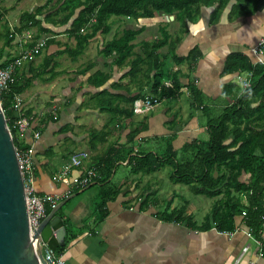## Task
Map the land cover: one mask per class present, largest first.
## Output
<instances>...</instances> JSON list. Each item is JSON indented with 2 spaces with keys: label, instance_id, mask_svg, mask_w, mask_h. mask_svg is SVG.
<instances>
[{
  "label": "crops",
  "instance_id": "1",
  "mask_svg": "<svg viewBox=\"0 0 264 264\" xmlns=\"http://www.w3.org/2000/svg\"><path fill=\"white\" fill-rule=\"evenodd\" d=\"M234 3V0L230 1L215 22L211 20L214 7H201L194 21L186 22L185 32L175 49L179 57H185L194 47L200 50L201 57L193 65L192 76L205 100L202 104L205 107L197 106L196 102L192 104L186 86L188 80L180 78L183 90L178 95L164 98L143 113L134 115L132 112L131 117H124L122 113L133 107L130 100L140 95L142 97L139 99H142L150 94L147 84L154 70L148 72L147 64L140 72L130 69L133 61L143 55L142 44L158 37L154 35V20L145 19L139 23L134 20L135 24L125 28L123 22L121 24L115 19L118 17H111L108 31L97 32L77 56L71 53L76 38L69 31V25L52 26L42 21V25L51 31L48 33L50 36H45L48 38L46 46L15 75L23 109L33 119L30 128L20 139L24 140L25 145L34 146L33 186L37 194L55 195L59 203L77 193L54 214L61 218L65 235L63 244L52 251L61 256L65 264L263 263L255 255V245L248 242V239H252L248 237L243 216H235V228L231 233L219 232L213 225L202 228L204 217L219 197L209 198L212 201L210 206L209 202L199 206L202 221L198 223L194 216L195 200L192 198L196 195L187 186L170 181L168 166L150 174H136L132 171V165L128 164L129 158L124 155L129 150L132 151L131 155L147 149L160 152L165 148L164 143L154 139L162 137L170 138L172 148L178 151L184 144L201 136L208 120H215L223 108L233 102L234 99L223 94V89L226 85L236 84L237 77L243 72L227 73V58L231 53H242L255 62L256 57L250 50L264 34V11L246 17H230ZM15 8L8 9L7 0H0V12L3 14L1 25L6 23L11 31L19 26L21 14L28 12L24 11L28 8L25 6L20 8L19 5L20 11L18 8L15 11ZM49 12L50 6L44 8V14L39 19L42 20ZM169 21H163L160 26L174 36L172 29H181V25ZM138 28L142 31L132 42L133 55L118 63L114 52L107 53L106 45L123 30ZM83 32H90V28ZM34 34V29L15 33L11 45L4 49L3 60L11 59L23 48L30 47ZM160 53H166L165 48ZM169 65L173 71L179 69L182 73L187 68L186 64ZM141 121L146 124V129L130 139L129 135L135 133ZM35 131L39 132L37 140H33ZM112 148L119 150L115 154L116 158H120L116 165H122L125 169L119 181L113 182L119 191L117 196L107 199L102 208H99L102 198L100 185L93 184L98 191L85 195L84 192L90 187L86 186L87 189L78 193L81 188L75 193L76 189L71 184L62 183L56 178L59 170L68 163L71 153H88V159L81 168L84 171L87 166L100 165L102 157ZM115 171L116 168L111 180ZM240 181L248 182L249 174H242ZM182 186L186 188L187 195L182 196L180 202L179 192L186 193ZM145 199L147 203L144 205ZM184 203L194 225L159 218L168 204L171 210ZM47 209L50 210L46 215L52 208ZM104 211L105 216L100 217ZM261 239L264 243V223ZM244 246H248L249 250L235 263Z\"/></svg>",
  "mask_w": 264,
  "mask_h": 264
},
{
  "label": "trees",
  "instance_id": "2",
  "mask_svg": "<svg viewBox=\"0 0 264 264\" xmlns=\"http://www.w3.org/2000/svg\"><path fill=\"white\" fill-rule=\"evenodd\" d=\"M51 1L53 0H48L47 5ZM230 1L232 0H55V7L52 5L51 12L42 20L39 17L44 14V6L37 7L32 12H23L19 26L14 31H11L6 23L1 25L3 14L0 12L2 40L0 68L10 60V58L3 60L4 49L11 45L15 33L21 34L34 29L35 34L32 36L34 42L43 34L51 32L42 25V21L52 26L68 24L69 31L76 38L71 53L77 56L83 52L89 39L97 32L108 31V20L111 17H143L151 20L156 15L167 17L174 15L173 21L179 23L181 29L172 36L164 26L160 27V36L142 44L143 55L133 61L130 70L140 72L146 64L148 72L154 70L147 86L149 95L157 99L178 95L183 85L180 78H186L192 104L197 103V106L204 108L202 104L205 100L196 88L192 76L193 65L201 57V52L194 47L185 57H179L175 54V49L185 32L186 22H193L201 7H214L211 20L215 22ZM234 1L230 17L251 16L264 10V0ZM86 28H90V32H83ZM141 31V28L123 30L106 45L107 53L114 52L118 63L125 61L133 55L132 42ZM164 48L166 53H160ZM167 59L173 64L186 63L187 71L182 73L179 69L173 71L172 68L165 67L164 63L167 64ZM225 71L251 73L250 85L243 91H240L234 83L224 87L223 94L234 100L223 108L215 120H208V125L201 136L184 144L178 151L172 148L170 138H155L157 142L164 143L165 148H161L162 151L138 150L131 155L132 151L129 150L124 155L129 158L128 164L132 165V171L136 174H150L168 166L171 182L187 186L194 195L219 197L214 200L210 212L204 217L202 228H211L213 225L219 232L231 233L235 228V216H243V222L250 230L253 239L261 242L264 249L261 239L264 223V65L259 63L252 65L249 58L242 53H231L227 58ZM104 80L105 78L102 81ZM165 80H171L173 88L163 87ZM15 92H20L16 83L11 86L8 93L0 96L1 107L7 125L12 131L15 148L25 149L27 145L24 140L20 139L11 128L16 118L11 108V99ZM141 97L142 95L133 97L130 100L131 105ZM132 112L133 107L122 113L124 117H131ZM24 113L29 117V112ZM29 119L31 123L33 119ZM146 127L141 121L135 133L129 135L130 139ZM230 138L231 140L226 142ZM117 152L118 149L112 148L104 158L102 157L100 165L96 166L98 177L92 181L95 183L91 182L88 185L91 187L93 184H98L102 187L99 208L104 206L107 199L115 198L119 192L110 179L113 170L118 166L116 163L120 160L115 157ZM245 173L249 174V181L241 182L240 177ZM79 190L78 188L74 192ZM145 203L147 199L142 204ZM169 206L168 204L159 218L164 221L194 225L191 215L186 213V203L171 210ZM49 210L47 209V212ZM102 216H105V211L101 212L100 217Z\"/></svg>",
  "mask_w": 264,
  "mask_h": 264
},
{
  "label": "built area",
  "instance_id": "3",
  "mask_svg": "<svg viewBox=\"0 0 264 264\" xmlns=\"http://www.w3.org/2000/svg\"><path fill=\"white\" fill-rule=\"evenodd\" d=\"M47 37L39 38L33 42L32 46L23 48L19 53L8 60L4 66L0 68V96L3 93H8L11 86L15 83L16 72L25 64L32 62L35 57L43 50L46 46ZM251 53L256 57L255 62L264 65V34L260 37L257 44L251 48ZM243 74V73H242ZM236 86L239 87L240 91H243L249 87L250 82L244 76H238ZM165 88H173L171 80H165L163 83ZM183 89H179L182 91ZM161 99L153 98L149 94L144 96L142 99H138L133 104V114L137 115L145 112L156 106ZM1 104V100H0ZM11 108L14 112L15 119L11 124V128L17 134L19 138H22L26 131L30 128V119L24 113L23 101L20 93H13L11 99ZM10 133L12 131L8 126ZM39 138V132H33V140ZM16 155L18 159L19 169L22 176L23 188L26 197V207L29 218V230L32 233L40 221L46 216L47 207L54 208L58 203V197L50 194H37L34 189V146L29 144L25 149H16ZM88 159V153L84 151H75L69 155L68 163L63 166L56 178L58 181L71 184L74 189H81L88 186L97 177V168L94 165L87 166L84 171L81 170L83 164ZM78 169L80 171H77ZM248 237L250 236L256 247L255 255L260 260H263L264 264V249L262 243L253 239L250 230H248ZM249 250L248 246L241 248V253L236 258L235 263ZM43 259L45 264H65L63 258L53 253L52 250L45 248L43 249ZM259 264V263H253Z\"/></svg>",
  "mask_w": 264,
  "mask_h": 264
},
{
  "label": "water",
  "instance_id": "4",
  "mask_svg": "<svg viewBox=\"0 0 264 264\" xmlns=\"http://www.w3.org/2000/svg\"><path fill=\"white\" fill-rule=\"evenodd\" d=\"M76 194L59 202L30 232L16 150L0 104V264H45L43 249L54 251L65 235L61 218L54 214Z\"/></svg>",
  "mask_w": 264,
  "mask_h": 264
},
{
  "label": "rangeland",
  "instance_id": "5",
  "mask_svg": "<svg viewBox=\"0 0 264 264\" xmlns=\"http://www.w3.org/2000/svg\"><path fill=\"white\" fill-rule=\"evenodd\" d=\"M47 1L48 0H7V3H8V9H11V8H15V6H16V8H15V11H17V8L19 7V5H20V8L21 7H28V8H25L24 9V11H34L35 10V8L37 7V6H39V5H41V6H44V8H47L48 6H50V8L52 7V5H53V7H55V0H53V1H51V3L50 4H48L47 5ZM30 5V6H29ZM20 8H18V10L20 11ZM261 11H264L263 9L261 10ZM260 11V12H261ZM18 13H20V12H18ZM116 20H118L121 24H122V22L124 23V26H125V28H130V25H133V24H135V21L137 22V23H139V21H141V20H145V18H143V17H138V18H132V17H118V18H115ZM121 20V21H120ZM135 20V21H134ZM151 20H154L153 22H155L152 26H154V35H158V37L160 36V31H159V26H160V23H162L163 21H167V22H170L169 21V16L167 17V16H165V15H160V16H158V15H156L155 16V19H151ZM174 20V19H173ZM13 21V19H11V22ZM134 21V22H133ZM128 23H130L129 25H127L126 26V24H128ZM143 23V22H142ZM141 23V24H142ZM161 27V26H160ZM159 28V29H158ZM180 29V27L179 28H177V27H174L172 30H174L175 32H178V30ZM175 32L173 33V34H175ZM43 36L45 37V36H50L49 34H46V35H44L43 34ZM166 50V49H165ZM165 54V53H164ZM245 56V55H244ZM249 61H250V59H249ZM165 62V61H164ZM167 63L168 64H166V62L164 63V66L166 67H168V68H170V65L169 64H171V60L170 59H167ZM250 63L252 64V65H254V64H257L256 62H252V61H250ZM181 64H186V63H181ZM187 65V64H186ZM172 68V67H171ZM187 71V68H185V72ZM251 73H249V72H243V74H241V77H245L247 80H249V82H250V78H251ZM124 166H122V165H119V166H117L116 167V171H115V175H114V177H113V179H112V183L114 182H116V181H119V178H121V172L123 173L124 172ZM166 172L164 173V176H166ZM183 187V186H182ZM184 189H185V191H186V193H184V192H179V195H178V197H179V200H180V202L182 201V196H185L186 197V195H187V190H186V188L185 187H183ZM98 191V187L96 186V185H92L90 188H89V190H86L85 192H84V194L85 195H87L88 193H92V194H94L95 192H97ZM194 200H195V205H196V211H195V220L198 222V223H200L201 221H202V213L201 212H199V206L200 205H202V204H204V203H208L209 202V206L212 204L211 202V199H209L208 197H206V196H201V195H196V196H194V197H192ZM75 200V198L74 199H72V202ZM205 214V213H204ZM248 242H249V244L250 245H253L254 246V243H253V241H251V240H249L248 239Z\"/></svg>",
  "mask_w": 264,
  "mask_h": 264
}]
</instances>
